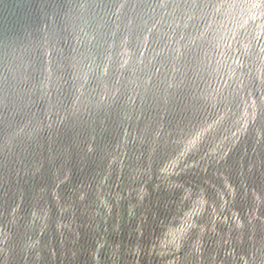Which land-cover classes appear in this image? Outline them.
<instances>
[{"label":"water","instance_id":"1","mask_svg":"<svg viewBox=\"0 0 264 264\" xmlns=\"http://www.w3.org/2000/svg\"><path fill=\"white\" fill-rule=\"evenodd\" d=\"M0 264H264V0H0Z\"/></svg>","mask_w":264,"mask_h":264}]
</instances>
